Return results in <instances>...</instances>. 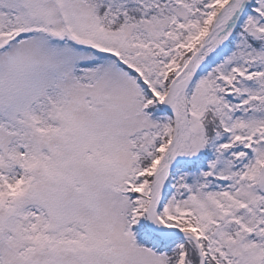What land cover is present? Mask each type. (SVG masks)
<instances>
[{
    "label": "snow or ice",
    "instance_id": "1",
    "mask_svg": "<svg viewBox=\"0 0 264 264\" xmlns=\"http://www.w3.org/2000/svg\"><path fill=\"white\" fill-rule=\"evenodd\" d=\"M0 264H264V0H0Z\"/></svg>",
    "mask_w": 264,
    "mask_h": 264
}]
</instances>
